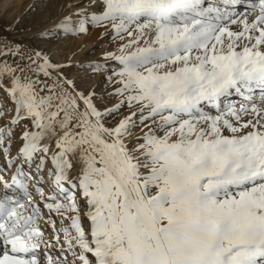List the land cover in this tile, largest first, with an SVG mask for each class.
I'll return each mask as SVG.
<instances>
[{"label": "snow or ice", "instance_id": "1", "mask_svg": "<svg viewBox=\"0 0 264 264\" xmlns=\"http://www.w3.org/2000/svg\"><path fill=\"white\" fill-rule=\"evenodd\" d=\"M61 7L0 47V264H264V0Z\"/></svg>", "mask_w": 264, "mask_h": 264}, {"label": "rangeland", "instance_id": "2", "mask_svg": "<svg viewBox=\"0 0 264 264\" xmlns=\"http://www.w3.org/2000/svg\"><path fill=\"white\" fill-rule=\"evenodd\" d=\"M67 2L69 0H0L1 47L5 44L22 47L31 45L48 49L50 46L42 43L37 33L61 15V6ZM100 31L90 29L87 35L64 41V52L82 49L83 53H88L95 48L99 53L105 48H110L108 37L100 39Z\"/></svg>", "mask_w": 264, "mask_h": 264}, {"label": "bare ground", "instance_id": "3", "mask_svg": "<svg viewBox=\"0 0 264 264\" xmlns=\"http://www.w3.org/2000/svg\"><path fill=\"white\" fill-rule=\"evenodd\" d=\"M239 10H243L242 8L241 9H239ZM4 45H2V47H3ZM12 46V45H11ZM0 47H1V44H0ZM2 96H3V94L2 93H0V98H2Z\"/></svg>", "mask_w": 264, "mask_h": 264}]
</instances>
